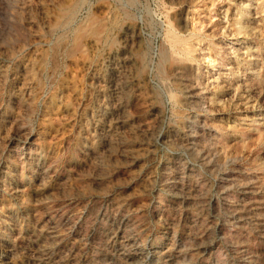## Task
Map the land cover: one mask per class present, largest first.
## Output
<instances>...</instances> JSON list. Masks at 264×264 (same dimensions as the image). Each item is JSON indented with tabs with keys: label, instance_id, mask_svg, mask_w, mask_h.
<instances>
[{
	"label": "rangeland",
	"instance_id": "1",
	"mask_svg": "<svg viewBox=\"0 0 264 264\" xmlns=\"http://www.w3.org/2000/svg\"><path fill=\"white\" fill-rule=\"evenodd\" d=\"M263 1L0 0V264H264Z\"/></svg>",
	"mask_w": 264,
	"mask_h": 264
},
{
	"label": "bare ground",
	"instance_id": "2",
	"mask_svg": "<svg viewBox=\"0 0 264 264\" xmlns=\"http://www.w3.org/2000/svg\"><path fill=\"white\" fill-rule=\"evenodd\" d=\"M264 2V1H263ZM262 10H264V9H262ZM245 11V10H244ZM250 12V11H249ZM242 13V12H241ZM245 13V12H244ZM245 15V14H244ZM239 16H240V14H239ZM243 16V15H242ZM171 20V19H170ZM71 21V20H70ZM241 21V20H240ZM239 21V22H240ZM244 21V20H243ZM236 25H238V24H236ZM179 29V28H178ZM240 31V30H239ZM184 32H185V30H184ZM183 32V33H184ZM249 32V31H248ZM241 34H242V32H241ZM264 34V33H263ZM255 38V37H254ZM171 42L172 43H174V44H178L179 43V41H178V39L175 37V36H172L171 37ZM190 43H191V41H190ZM259 45V44H258ZM196 48V47H195ZM197 51V50H196ZM111 52V51H110ZM166 52V51H165ZM185 52L188 54V53H191V51L189 50V49H185ZM193 55V54H192ZM131 58H133V57H131ZM252 59V58H251ZM167 61V60H166ZM249 61V60H248ZM252 61V60H251ZM258 62V61H257ZM136 63V62H135ZM166 62H164V64H165ZM250 63V62H249ZM260 63V62H259ZM139 66V65H138ZM166 66V65H165ZM187 66V65H186ZM190 66H192V65H190ZM260 66V65H259ZM179 68V67H178ZM184 68V67H183ZM253 68H254V66H253ZM140 69V68H139ZM256 69V68H255ZM171 70V69H170ZM174 70V69H173ZM247 70V69H246ZM254 70V69H253ZM189 71V70H188ZM248 71V70H247ZM245 72V71H244ZM258 72V71H257ZM171 73V72H170ZM245 74V73H244ZM171 76V75H170ZM176 76V75H175ZM180 78H178V79H180V81H181V86H183L184 88H187L186 89V93L187 94H194V90H195V88H193L192 87V85L193 84H191V80L189 79V75H188V72H187V70L186 69H182L180 72H179V75H178ZM252 76V75H251ZM193 77V76H192ZM177 78V77H176ZM253 78V77H252ZM195 79V78H194ZM255 79V78H254ZM175 80V79H174ZM252 80V79H251ZM260 80V79H259ZM261 80H262V78H261ZM122 81V80H121ZM258 81V80H257ZM128 82V81H127ZM260 82V81H259ZM119 84V83H118ZM122 83H120V85H121ZM251 84V83H250ZM178 85H180V84H178ZM252 85V84H251ZM195 86V85H194ZM246 86V89L247 90H250L251 88L253 89V87L252 86H250V85H245ZM264 87V86H263ZM118 88V87H117ZM117 88H115V89H117ZM197 89V88H196ZM239 89V88H238ZM114 90V89H113ZM182 90V89H181ZM263 91V90H262ZM118 92H120V91H118ZM126 92V91H125ZM249 92V91H248ZM253 92V91H252ZM180 93V92H179ZM184 93V92H183ZM251 93V92H250ZM182 94V93H181ZM247 94V93H246ZM183 95V94H182ZM120 96V95H119ZM185 96V95H184ZM184 96H182L183 98H184ZM190 96V95H189ZM195 96V95H194ZM261 96V95H260ZM122 97V96H121ZM155 97V96H154ZM153 97V98H154ZM187 97V96H186ZM121 99V98H120ZM185 101V100H184ZM178 103H183V101H182V99H180L179 98V100H178ZM184 104V103H183ZM180 105V104H179ZM116 106V105H115ZM107 108V107H106ZM125 117H126V115H125ZM116 120V119H115ZM114 124V123H113ZM116 124V123H115ZM111 127H112V125H111ZM118 127V126H117ZM263 129V128H262ZM111 133V132H110ZM116 134V133H115ZM260 135H261V133H260ZM119 136V135H118ZM258 136V135H257ZM111 137V136H110ZM261 137V136H260ZM258 141H260V140H258ZM262 143V142H261ZM128 144V143H127ZM126 145V144H125ZM115 149H117V148H115ZM113 151H115V150H113ZM125 151V150H124ZM17 152V151H16ZM127 152V151H126ZM130 152V151H129ZM121 153V152H120ZM112 154V153H111ZM131 154V153H130ZM124 156V155H123ZM127 157V156H126ZM129 157V156H128ZM136 157V156H135ZM134 159V158H133ZM140 160V159H139ZM139 165V164H138ZM184 171V170H183ZM191 173V172H190ZM186 174V173H185ZM168 175V174H167ZM179 175V174H178ZM169 177V176H168ZM167 177V178H168ZM177 179V178H176ZM244 180V179H243ZM247 181V180H246ZM98 182V181H97ZM173 187V186H172ZM243 187H245V186H243ZM242 188V187H241ZM247 189V188H246ZM257 189V188H256ZM149 190V189H148ZM152 190V189H151ZM242 191V190H241ZM158 192H160V191H158ZM157 192V193H158ZM186 192V191H185ZM180 193V192H179ZM253 193V192H252ZM251 194V193H250ZM261 194V193H260ZM264 194V193H263ZM163 195V194H162ZM195 195V194H194ZM256 196V195H255ZM187 197V196H186ZM192 197V196H191ZM169 198V197H168ZM167 198V199H168ZM225 199V198H224ZM254 199V198H253ZM179 200V199H178ZM181 200V199H180ZM227 200V199H226ZM233 200V199H232ZM194 201V200H193ZM239 201V200H238ZM160 202H161V200H160ZM240 202V201H239ZM175 203V202H174ZM188 203V202H187ZM190 203V202H189ZM234 203V202H233ZM250 203V202H249ZM198 204V203H197ZM231 204V203H230ZM236 204H238V203H236ZM240 204V203H239ZM251 204V203H250ZM170 205V204H169ZM216 205V204H215ZM253 205V204H252ZM256 205V204H255ZM150 207H151V205H150ZM236 207V206H235ZM246 207V206H245ZM244 207V208H245ZM168 208V207H167ZM178 208V207H177ZM186 208H187V206H186ZM196 208V207H195ZM234 208V207H233ZM259 208V207H258ZM121 209V208H120ZM172 209V208H171ZM188 209V208H187ZM186 209V210H187ZM255 209V208H254ZM142 210V209H141ZM143 210H147V209H143ZM235 210H237V209H235ZM251 210V209H250ZM120 211V210H119ZM171 211V210H170ZM203 211V210H202ZM256 211V210H255ZM139 212V211H138ZM137 212V213H138ZM144 212V211H143ZM143 212H141V213H143ZM156 212V211H155ZM181 212V211H180ZM195 212V211H194ZM200 212V211H199ZM235 212V211H234ZM246 212V211H245ZM248 212V211H247ZM263 212V211H262ZM123 213V212H122ZM195 213H197V212H195ZM202 213V212H201ZM121 214V213H120ZM144 214V213H143ZM147 214V213H146ZM188 214V213H187ZM259 214V213H258ZM257 214V215H258ZM264 214V213H263ZM124 215V214H123ZM260 215V214H259ZM131 216V215H130ZM183 216V215H182ZM185 216V215H184ZM253 216V215H252ZM132 217V216H131ZM150 217V216H149ZM173 217V216H172ZM177 217H178V215H177ZM255 217V216H254ZM264 217V216H263ZM124 218H125V216H124ZM147 218V217H146ZM186 218V217H185ZM244 218V217H243ZM242 218V219H243ZM247 218V217H246ZM119 219V218H118ZM129 219V218H128ZM131 219H133V218H131ZM241 219V218H240ZM257 219V218H256ZM262 219H264V218H262ZM130 220V219H129ZM145 220V219H144ZM257 220H259V219H257ZM257 220H256V222H257ZM173 221V220H172ZM172 221H170L171 223H172ZM178 221V220H177ZM250 221H252V220H250ZM174 223V222H173ZM172 223V224H173ZM193 225V224H192ZM191 225V226H192ZM133 226H134V224H133ZM147 226V225H146ZM177 226H178V224H177ZM180 226H182V225H180ZM206 226V225H205ZM261 226V225H260ZM105 227V226H104ZM138 227V226H137ZM194 227V226H193ZM254 227V226H253ZM125 228V227H124ZM180 228V227H179ZM187 228V227H186ZM112 229V228H111ZM173 229V228H172ZM180 229H182V228H180ZM197 229V228H196ZM128 230H129V228H128ZM175 230V229H174ZM190 230V229H189ZM113 231H114V228H113ZM137 231H139V230H137ZM173 231V230H172ZM122 232V231H121ZM175 232V231H174ZM182 232V231H181ZM199 232V231H198ZM204 232V231H203ZM202 232V233H203ZM247 232V231H246ZM129 233V232H128ZM166 233V232H165ZM197 233V232H196ZM205 233V232H204ZM133 234V233H132ZM199 234H201V233H199ZM208 234V233H207ZM239 234V233H238ZM194 235V234H193ZM210 235V234H209ZM159 236V235H158ZM133 237V236H132ZM173 237V236H172ZM195 237V236H194ZM193 237V238H194ZM115 238V237H114ZM190 238V237H189ZM113 239V238H112ZM163 239V238H162ZM121 240V239H120ZM133 240V239H132ZM173 240V239H172ZM171 240V241H172ZM189 240V239H188ZM197 240V239H196ZM113 241V240H112ZM138 241V240H137ZM99 242V241H98ZM115 242V241H114ZM118 242V241H117ZM122 242V241H121ZM129 242V241H128ZM212 242V241H211ZM137 243V242H136ZM140 243V242H139ZM201 243V242H200ZM101 244V243H100ZM99 244V245H100ZM124 244V243H123ZM127 244V243H126ZM173 244V243H172ZM211 244V243H210ZM107 245H109V244H107ZM116 245V244H115ZM138 245H140V244H138ZM142 245V244H141ZM170 245V244H169ZM197 245H198V243H197ZM212 245V244H211ZM143 246V245H142ZM171 246V245H170ZM173 246V245H172ZM113 247V246H112ZM125 247V246H124ZM136 247V246H135ZM200 247H201V245H200ZM100 248V247H99ZM165 248H167V247H165ZM141 249V248H140ZM179 249V248H178ZM105 250V249H104ZM171 250V249H170ZM180 250V249H179ZM199 250V249H198ZM214 250V249H213ZM102 251V250H101ZM128 251V250H127ZM173 251H175V250H173ZM121 252V251H120ZM152 252V251H151ZM164 252V251H163ZM187 252V251H186ZM140 253V252H139ZM190 253V252H189ZM200 253V252H199ZM180 254V253H179ZM205 254V253H204ZM211 254V253H210ZM133 255V254H132ZM177 255V254H176ZM138 256V255H137ZM141 256H142V254H141ZM178 256V255H177ZM126 257V256H125ZM140 257V256H139ZM160 257V256H159ZM181 257V256H180ZM5 258V257H4ZM122 258V257H121ZM150 258V257H149ZM136 259V258H135ZM157 259V258H156ZM161 259V258H160ZM159 259V260H160ZM199 259V258H198ZM131 260V259H130ZM164 260H166V259H164ZM177 260V259H176ZM184 260V259H183ZM186 260V259H185ZM191 260V259H190ZM190 260H189V262H190ZM121 261V260H120ZM124 261V260H123ZM133 261V260H132ZM143 261V260H142ZM164 263L163 264H165V261H163ZM176 262V261H175ZM188 262V263H189ZM126 263H128V262H126ZM157 263V262H156ZM167 263V262H166ZM137 264V263H136Z\"/></svg>",
	"mask_w": 264,
	"mask_h": 264
}]
</instances>
